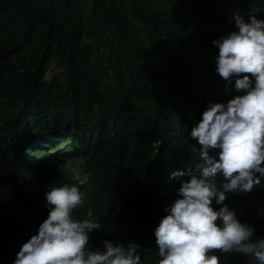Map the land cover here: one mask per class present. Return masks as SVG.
<instances>
[{"label":"trees","instance_id":"16d2710c","mask_svg":"<svg viewBox=\"0 0 264 264\" xmlns=\"http://www.w3.org/2000/svg\"><path fill=\"white\" fill-rule=\"evenodd\" d=\"M236 11L264 18V0H0V264L47 218L45 189L65 183L85 196L75 218L91 208L101 224L95 245L136 241L158 264L170 175L202 164L188 133L209 100L231 98L212 42L235 30ZM53 61L62 71L48 80ZM228 197L260 208L264 176ZM257 213L237 212L256 230Z\"/></svg>","mask_w":264,"mask_h":264},{"label":"clouds","instance_id":"9594fccd","mask_svg":"<svg viewBox=\"0 0 264 264\" xmlns=\"http://www.w3.org/2000/svg\"><path fill=\"white\" fill-rule=\"evenodd\" d=\"M235 30L213 40L215 73L226 83L227 102L209 100L187 139L194 142L199 171H173L176 198L154 229L158 264H221L220 254L239 253L264 264V237L242 222L226 203L229 194L246 195L264 176V18L236 11ZM48 215L24 240L11 264H144L136 241L92 242L101 229L80 188L47 187ZM220 206V207H216ZM264 218V205L258 213Z\"/></svg>","mask_w":264,"mask_h":264},{"label":"rangeland","instance_id":"374dc122","mask_svg":"<svg viewBox=\"0 0 264 264\" xmlns=\"http://www.w3.org/2000/svg\"><path fill=\"white\" fill-rule=\"evenodd\" d=\"M61 71L62 70L60 69L59 64L56 61H53L50 64V70L47 73L46 77L48 80H52L54 77H57ZM35 159H36V157H34V160ZM81 170H82V168L80 166L76 165V167H74L71 170V173L75 174V176L79 179V181H81L83 183L84 178L81 175ZM226 203L230 207H233V209L239 213H254V212L257 213L258 209H259L257 206L252 205L250 203V201H244V200L241 201L240 204L233 206L232 201L229 197L226 199ZM256 224L259 225V223H256ZM256 231H257V238L264 237V223ZM248 264H250L249 259H248Z\"/></svg>","mask_w":264,"mask_h":264}]
</instances>
